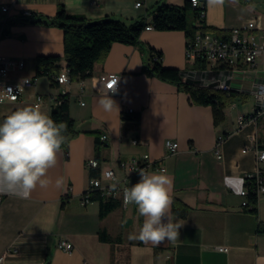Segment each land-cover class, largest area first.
<instances>
[{"label": "crops", "instance_id": "obj_1", "mask_svg": "<svg viewBox=\"0 0 264 264\" xmlns=\"http://www.w3.org/2000/svg\"><path fill=\"white\" fill-rule=\"evenodd\" d=\"M139 1L141 5L136 6ZM201 1L206 7L202 24L213 34L221 35L224 30L228 35L231 28L256 16L264 25V0ZM161 2L183 5L185 0H0L11 7L0 38V54L25 62L22 68L12 69L10 80L35 78L38 55L59 54L61 66L66 62L63 30L20 22L26 18L24 10L53 17L63 5L69 13L86 20L111 17L129 23L149 16ZM141 41V45L114 42L85 78L60 85L47 75L36 77L20 99L0 102L2 121L12 111L34 106L37 95L43 94L38 108L50 115L55 98L67 93L69 113L79 131L69 142L68 155L63 148L57 154V164L47 174L52 181L47 188L37 187L27 198L0 193V264H264V233L258 232L259 223L264 221V201L258 203V213H253L242 206L240 194L246 186V174L257 164L254 151L243 149L256 138L264 148V111L243 127L237 122L239 113L259 109L251 90L256 80H264V54L255 65L243 64L234 74H227L223 66L212 69L189 61L184 31L145 29ZM150 46L162 51L165 66L193 71L199 85L225 93L230 98L224 108L225 120L216 125L211 105L194 104L176 85L143 72ZM103 72L122 76L120 92L109 93L118 110L105 112L99 106L106 93L99 81ZM212 74L229 77L232 88L225 91L216 84L204 85ZM249 95L254 97L252 103ZM129 108L139 117H123ZM93 131L108 135L99 153L103 165L148 152L156 167H165L173 180V203L176 199L190 207L182 217L171 205L170 218L183 224L174 243L165 241L156 246L129 239L130 234H138L143 223L135 205L121 203L101 217L99 200L83 202L82 195L94 175L87 160L97 158ZM134 137L147 143L133 144ZM167 139L179 143L177 151L166 150ZM217 144L221 158L214 153ZM156 167L149 173L161 171ZM59 177L64 183L57 187ZM131 181L133 186L139 180L132 177ZM62 239L71 241L73 249L59 248ZM217 246H226L228 251Z\"/></svg>", "mask_w": 264, "mask_h": 264}, {"label": "trees", "instance_id": "obj_2", "mask_svg": "<svg viewBox=\"0 0 264 264\" xmlns=\"http://www.w3.org/2000/svg\"><path fill=\"white\" fill-rule=\"evenodd\" d=\"M191 15L193 20L190 22L189 16ZM198 20L201 21V24L204 22V18L200 17L199 8L193 6L191 0H185L183 5L161 2L150 12L149 16L129 23L111 17H105L99 21L86 20L82 16L69 13L63 5L59 6L56 15L53 17L40 16L33 13L31 18L26 17L19 21L57 26L63 30V57L69 69L70 80H74L90 75L94 65L105 58L114 42L141 45V34L149 24H152L153 28L157 30L184 31L188 40L195 35L197 29L208 28L204 24L198 25L196 23ZM221 37H228L224 30H221ZM149 53L150 56L143 67V72L176 85L178 90L189 94L191 102L194 104L211 105L216 125L225 120L224 108L230 101V98L225 93L214 90L209 86L199 85L193 71L165 66L161 60L162 51L150 46ZM61 60L62 56L59 54L38 55L36 58L35 76L47 75L52 78L54 84L57 83L53 79V75L60 70ZM50 116L56 123H64L67 126L64 135L68 137V140L61 148L68 155L69 142L79 131L75 128V121L69 113V97L67 93H60L56 97ZM129 116L138 118L139 114L134 111L126 115L125 118ZM93 133L96 134V157L99 159L100 150L105 145V142L100 140L98 131H93ZM92 174L97 175L98 171L93 169ZM91 199L100 201L101 217H104L121 204L120 200H104L96 191L92 193ZM249 200L255 205L252 208H246V210L258 213L255 197L251 195ZM189 208L187 204L176 199L173 203V211L182 217L187 215ZM258 232L264 233V221L259 223ZM101 237L104 238V235L101 234Z\"/></svg>", "mask_w": 264, "mask_h": 264}, {"label": "built area", "instance_id": "obj_3", "mask_svg": "<svg viewBox=\"0 0 264 264\" xmlns=\"http://www.w3.org/2000/svg\"><path fill=\"white\" fill-rule=\"evenodd\" d=\"M141 1L136 3L140 6ZM196 7L199 8L201 18L205 17L206 7L201 0H196ZM11 7L9 4L0 3V38L5 34V23L9 18ZM34 12L31 10H24L22 16L31 17ZM153 25L149 24L146 29H152ZM186 57L189 61L200 63V65L210 66L214 69L217 66L225 67L227 74H234L240 69L243 64L253 66L257 62L258 56L264 54V25L259 16L250 19L246 24L231 28L228 37H221L209 32L206 29H197L195 35L187 40ZM25 62L21 59L10 58L0 54V99L2 102L12 101L7 98V90L12 91L18 100L23 95L25 88L33 86L36 82V77H24L18 81L10 80V74L14 67L22 68ZM217 75V74H216ZM215 74L208 76L207 82L204 85L216 84L222 90L228 91L232 88L228 78H219ZM122 76L116 72H103L99 76V81L105 92L108 91L109 85L115 80L118 81V91L120 92L122 86ZM53 79L60 85L69 82V69L66 64L62 65L60 70L53 75ZM27 81V82H25ZM64 93V92H63ZM111 93V92H109ZM251 93L255 96L259 109L256 112L239 113L237 122L239 127L245 126L249 121L257 118L258 112L264 111V80H256L254 82ZM14 100V101H15ZM44 101V95L38 94L34 107H39ZM56 102V98H55ZM134 112L133 108L123 111V117ZM108 135L102 133L100 140L106 142ZM222 138H220L221 141ZM133 144H146L147 142L141 138L134 137ZM165 148L168 152L173 153L179 148V143L172 139L165 141ZM252 149L256 154L257 164L254 170L246 174V185H250V194H243V188L240 194L243 197H250L251 195L256 199V206L262 200L264 201V148L258 138L254 142L245 147L243 152ZM214 153L218 158L222 154L217 146L214 148ZM155 160H152L148 152L141 157L133 156L131 158H118L114 165H103V161L98 158H90L87 160V166L91 169L97 170V175H91L89 180V187L83 193V202L91 201L93 192H98L104 200H120L123 202V189L132 186V177L140 180L139 170L144 169L147 172L155 166ZM159 170H165L163 165L156 167ZM111 174V175H109ZM118 181L116 188H112V184ZM254 204L243 205L244 208H252ZM58 247L64 250H72L73 243L67 239H62L58 243ZM220 251H228L226 246H217ZM3 257H1V260Z\"/></svg>", "mask_w": 264, "mask_h": 264}, {"label": "clouds", "instance_id": "obj_4", "mask_svg": "<svg viewBox=\"0 0 264 264\" xmlns=\"http://www.w3.org/2000/svg\"><path fill=\"white\" fill-rule=\"evenodd\" d=\"M118 81L115 80L99 99V106L105 112L118 110L109 95V92L117 93ZM7 93L9 100L16 99L10 89ZM66 130V124L56 123L50 115L34 106L21 107L0 121V193L27 198L37 187L47 188L52 183L47 174L56 166L57 154L68 140L64 135ZM139 175L136 184L123 189L124 205H135L143 217L138 234H130L129 239L156 246L165 241L174 243L183 224L173 222L169 216L173 203L172 177L166 170L149 173L140 169ZM63 183V177L55 181L57 187ZM118 183L115 181L112 188L115 189Z\"/></svg>", "mask_w": 264, "mask_h": 264}, {"label": "bare ground", "instance_id": "obj_5", "mask_svg": "<svg viewBox=\"0 0 264 264\" xmlns=\"http://www.w3.org/2000/svg\"><path fill=\"white\" fill-rule=\"evenodd\" d=\"M193 3V6H196V0H191ZM243 194H250V185H246L245 188H243ZM243 205H249V197H243Z\"/></svg>", "mask_w": 264, "mask_h": 264}, {"label": "rangeland", "instance_id": "obj_6", "mask_svg": "<svg viewBox=\"0 0 264 264\" xmlns=\"http://www.w3.org/2000/svg\"><path fill=\"white\" fill-rule=\"evenodd\" d=\"M263 8H264V6H263ZM189 20H190V22L193 20V19H192V15H191V16H189ZM200 22H201V21H199V20H198V21H196V23H197L198 25H199V24H201ZM248 99H249V102H250V103H252V102H253V99H254V97H253L252 95H249V96H248ZM243 107L245 108V106H244V105H243ZM246 107H247V106H246Z\"/></svg>", "mask_w": 264, "mask_h": 264}, {"label": "water", "instance_id": "obj_7", "mask_svg": "<svg viewBox=\"0 0 264 264\" xmlns=\"http://www.w3.org/2000/svg\"><path fill=\"white\" fill-rule=\"evenodd\" d=\"M103 19V18H102ZM99 20H101V19H98V20H93V21H99ZM46 264H48V263H46Z\"/></svg>", "mask_w": 264, "mask_h": 264}, {"label": "snow or ice", "instance_id": "obj_8", "mask_svg": "<svg viewBox=\"0 0 264 264\" xmlns=\"http://www.w3.org/2000/svg\"><path fill=\"white\" fill-rule=\"evenodd\" d=\"M109 87H111V85H109Z\"/></svg>", "mask_w": 264, "mask_h": 264}]
</instances>
